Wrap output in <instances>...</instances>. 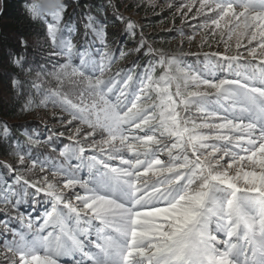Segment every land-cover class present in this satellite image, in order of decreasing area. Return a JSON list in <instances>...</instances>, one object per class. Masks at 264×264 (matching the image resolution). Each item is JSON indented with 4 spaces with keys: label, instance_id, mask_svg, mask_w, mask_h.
Listing matches in <instances>:
<instances>
[{
    "label": "snow or ice",
    "instance_id": "snow-or-ice-1",
    "mask_svg": "<svg viewBox=\"0 0 264 264\" xmlns=\"http://www.w3.org/2000/svg\"><path fill=\"white\" fill-rule=\"evenodd\" d=\"M29 7L36 20L47 21L57 54L69 60L55 73L59 88L45 91L47 81L36 87L43 104L55 103L72 117L65 124L80 122L73 137L79 146L63 151L67 163L33 165L51 170L55 180L20 176L10 185L0 175V210L31 229L0 222V238L16 237L0 243V264H264V0L183 6L189 15L198 8L197 19L211 17L204 28L223 34L230 52L249 48L224 55L230 75L218 79L219 64L205 71L179 56L164 57L162 77L159 66L116 73L123 57L95 15L89 28L108 45L98 53L73 42L67 5L55 15L43 14L40 4ZM42 194L56 203L43 224L21 215Z\"/></svg>",
    "mask_w": 264,
    "mask_h": 264
},
{
    "label": "trees",
    "instance_id": "trees-1",
    "mask_svg": "<svg viewBox=\"0 0 264 264\" xmlns=\"http://www.w3.org/2000/svg\"><path fill=\"white\" fill-rule=\"evenodd\" d=\"M191 2L192 0H159L157 7L155 0H66L68 11L65 26L71 25L76 29L72 33V39L81 50L87 45L98 53L107 49L108 45L89 28L91 21L88 17L95 15L109 33V44L123 57L115 65L116 73L135 68L139 74L159 66L157 76L162 77L166 73V67L161 63L164 57L179 56L187 64L205 71L211 64H219V77H227L230 73L226 71V66L231 61L223 60L214 53L194 55L184 51L185 46L193 45L198 38L202 40L203 50H211V45H220L228 51L231 47V44L224 42L223 34L217 35L212 28H204L211 17L201 16L197 19L198 8L197 12L189 15V9L183 6ZM35 3L36 0H0V128L3 129L0 131V175L6 176L10 185L20 176L34 181L51 176L55 180L51 170L46 173L43 167L34 169L33 165L49 161L67 163V158L62 155L63 151L79 146L73 137L79 130L80 122L77 125L65 124L63 121L71 120L72 117L55 103L43 104L44 95L36 87L37 82L47 81L45 91L59 88L61 81L55 79V73L69 63V60L57 54L47 21L34 18L29 6ZM173 3L175 7L171 6ZM137 16H140V20ZM133 22L138 26L136 32L130 29ZM193 36L195 40L192 39ZM142 47L143 52L139 51ZM125 51L130 55L123 56ZM248 51V47H237L229 52L238 54ZM21 60L24 61L23 65L19 63ZM17 81L21 82L19 87ZM68 87H71V83ZM33 99L37 101L35 106H32ZM55 110L61 113L57 115ZM46 115L51 117L50 125ZM9 127L12 129L10 137L7 135ZM90 131V128H86L85 135ZM80 140L91 146V142L84 141V137H80ZM24 155L29 157L27 164L23 163ZM73 163L79 164L80 161ZM113 163L120 164L119 161ZM7 165H12L15 172ZM90 175V172H84L85 178ZM43 186L42 184L41 187ZM32 191L37 192L36 189ZM77 191L86 194L84 189ZM71 195L75 196L76 193ZM55 207L54 198L42 194L39 195V201L31 198L29 204L23 205L21 215L33 217L35 213L29 214L28 211L35 209L41 216L47 217ZM39 217L34 216L33 219L37 220ZM0 222H11L18 231H31L25 227L22 219H15V213L9 215L0 210ZM15 239L14 233H4L0 243ZM4 260L8 261L7 255Z\"/></svg>",
    "mask_w": 264,
    "mask_h": 264
},
{
    "label": "rangeland",
    "instance_id": "rangeland-1",
    "mask_svg": "<svg viewBox=\"0 0 264 264\" xmlns=\"http://www.w3.org/2000/svg\"><path fill=\"white\" fill-rule=\"evenodd\" d=\"M159 1V0H158ZM165 2H174L175 0H164ZM137 18L140 20V16H137ZM201 38H198V40H195L194 44L191 46H185L184 51L185 52H189L192 54H200L204 51V53H220L221 57H223L224 55H235L230 53L227 49H224L223 47H221L220 45H211V50H203L202 47L204 45H202L201 42ZM210 45V44H209ZM248 59H253L251 56L248 57ZM49 119L48 117H46V120ZM227 163V161L225 162Z\"/></svg>",
    "mask_w": 264,
    "mask_h": 264
},
{
    "label": "clouds",
    "instance_id": "clouds-1",
    "mask_svg": "<svg viewBox=\"0 0 264 264\" xmlns=\"http://www.w3.org/2000/svg\"><path fill=\"white\" fill-rule=\"evenodd\" d=\"M42 6L43 14L55 15L66 7V0H36Z\"/></svg>",
    "mask_w": 264,
    "mask_h": 264
}]
</instances>
